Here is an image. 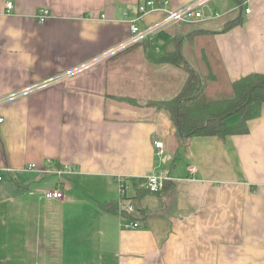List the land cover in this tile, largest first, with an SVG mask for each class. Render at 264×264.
<instances>
[{
  "label": "crops",
  "instance_id": "0c3cea01",
  "mask_svg": "<svg viewBox=\"0 0 264 264\" xmlns=\"http://www.w3.org/2000/svg\"><path fill=\"white\" fill-rule=\"evenodd\" d=\"M145 1L0 0V100L9 97L0 101V264H264V106L248 133L179 138L170 112L150 104L175 97L183 71L133 63L140 44L103 56L128 37ZM166 1L178 8L194 0ZM250 8L241 0L203 5L199 29L230 85L264 73V0ZM163 14L150 12L142 25ZM183 27L163 33L187 35ZM193 43L184 42L187 56ZM160 70L177 81L157 77ZM156 172L169 177L164 188L143 192ZM120 177L137 204V228L124 229L119 213L105 209L119 201ZM56 189L63 199L44 196Z\"/></svg>",
  "mask_w": 264,
  "mask_h": 264
},
{
  "label": "trees",
  "instance_id": "16d2710c",
  "mask_svg": "<svg viewBox=\"0 0 264 264\" xmlns=\"http://www.w3.org/2000/svg\"><path fill=\"white\" fill-rule=\"evenodd\" d=\"M241 21L242 13L237 19L226 22L224 29L228 30ZM181 25L187 26L189 24ZM163 32L164 30L157 34L158 41L160 39L165 41L162 46L159 44L161 50L159 52L156 51V45H151L149 40H144L138 44L145 45L151 60L169 63L184 71L188 76L182 89L175 97L154 103L158 110L166 109L170 112L179 138L217 136L220 139H225L229 135L248 133V121L260 116L264 106V73H250L232 82L230 94H207L208 84L210 81L213 82L215 77L212 76L211 72L202 73L184 51V42L193 40L204 31L198 29L196 33L176 34L174 37ZM157 40L156 44H158ZM126 50L128 48L124 51ZM210 62L206 48V67L209 66ZM234 115H238L239 120L230 124L228 119ZM142 190L145 193H153L150 189L142 188ZM119 202L118 200L110 201L106 203L105 209L118 212ZM129 203H133L138 211L134 198L126 197L123 199L124 205ZM137 211L129 213L123 206L121 213L125 214L128 219L137 220L139 219L136 216Z\"/></svg>",
  "mask_w": 264,
  "mask_h": 264
},
{
  "label": "built area",
  "instance_id": "2783aa9c",
  "mask_svg": "<svg viewBox=\"0 0 264 264\" xmlns=\"http://www.w3.org/2000/svg\"><path fill=\"white\" fill-rule=\"evenodd\" d=\"M207 0H194L188 4L182 5L178 8H168L167 7V1L166 0H146L144 3L138 4L137 7V14L133 19H129V35L128 37L122 41L118 46L111 49L108 53L104 54L103 56H112L120 51H123L133 45H136L138 43H141L144 40H149L151 45H156V51H160V43L157 40V34L160 31H163L164 29L168 28L171 25L174 24H194L198 23L200 21H203L205 18H207V15L205 14L203 10V5L206 3ZM250 1L251 0H241L242 6H244V10L246 13H250ZM13 8V2L9 1L6 3V9L9 11ZM162 12L163 17L158 19L157 21H154L149 24H145V26L142 25V22L146 21V15L150 12ZM49 11L47 10H40L37 18L39 21L43 22L48 17ZM127 17V13H125ZM215 17L219 16L218 13H215ZM211 17V16H210ZM156 40L158 41V44H156ZM49 82V81H48ZM43 84H35L33 86L27 87L26 89L19 91L17 95L20 94H27L30 89H36L41 87ZM9 99V97L4 98L5 101ZM3 119H0V122H2ZM155 146L158 148V153L160 155H163L165 153L164 151V144L162 141H155ZM37 168L36 164H30L28 167V171L31 169ZM68 167H65V171ZM189 170L191 172L195 171V168L193 166L189 167ZM58 174H63V170L56 171ZM1 179V177H0ZM166 180H169V177H167L162 172H156L149 175H146L144 180L141 182V186L150 189L151 191H161L164 188ZM118 184L120 188V197H119V215L122 218V227L124 229L129 228H137L140 226L139 222L137 220L128 219L125 217V214L121 213L122 207L124 206V209L127 210L129 213H135L137 211V208H135V205L133 203H129L124 205L123 199L127 197V183L124 178H118ZM44 196L48 198H54V199H63L64 192L62 190L56 189V190H46L44 192Z\"/></svg>",
  "mask_w": 264,
  "mask_h": 264
},
{
  "label": "rangeland",
  "instance_id": "374dc122",
  "mask_svg": "<svg viewBox=\"0 0 264 264\" xmlns=\"http://www.w3.org/2000/svg\"><path fill=\"white\" fill-rule=\"evenodd\" d=\"M205 9V8H204ZM39 13V12H38ZM38 13H37V15H38ZM37 15H36V17H37ZM38 19V18H37ZM38 21H39V19H38ZM220 21H222V20H220ZM223 21H225V20H223ZM44 22V21H43ZM201 22V21H200ZM206 25V20L205 21H203V22H201L200 24H191V25H187L186 27V29H185V32L186 33H190V32H192V33H196V30H198L199 28H203L204 26ZM225 27V26H224ZM185 28V26L183 27V29ZM200 30V29H199ZM200 39H202V42H199L200 41ZM194 43L193 44H191L192 46H191V48L189 49V50H187V52L189 53V58L191 59V61L193 62V64L196 66V67H198V68H200L199 70L202 72V73H204V74H206V73H212V76L213 77H216L217 78V80H220L219 82H217V80H216V82H213L212 83V81H210V83L208 84V88H207V90H206V92H207V94H214V95H216V93H221V94H230L231 92H232V88H231V86H230V84H228L227 82H226V80H224V81H221V78H222V76H223V74H224V71H223V68H222V66H221V64H220V59H219V57H218V54H217V49H216V46H215V44L213 43V42H207L206 41V33H202V35H200V36H197L196 38H194L193 40H192ZM138 46H140V48L138 47ZM138 46H136V48L137 49H139L140 51L138 52V55L137 56H131V58H130V60L131 61H133V63H135L140 57L143 59V61H144V66H146V67H149V66H155V67H157V68H159V67H161V65H163V64H166L165 62L164 63H159V62H155V61H153V60H151L150 59V54L148 53V50H147V48L145 47V45L144 44H140V45H138ZM206 46H207V55H208V57H209V60L211 61L210 62V64H209V66L208 67H206ZM135 48V47H134ZM136 49V50H137ZM201 49H205L204 50V52L202 53L201 51H203V50H201ZM131 50H132V48H131ZM117 55V54H116ZM115 54L114 55H112V56H110L109 57V60L110 59H112V57L114 56H116ZM193 58V59H192ZM108 59V58H107ZM161 72L159 73V75H156L157 77H159V78H161L162 80H167V81H169V83H171V81H177L176 80V78L175 79H173V75H172V72L170 71V70H168V71H163V70H160ZM182 73H184L183 75H185L184 77H186V79H187V74L183 71ZM156 77V78H157ZM176 77V76H175ZM186 79H185V81H186ZM185 84V82L183 83V85ZM183 85H182V87H183ZM31 86H33V85H31ZM30 87V86H29ZM182 87H181V89H182ZM27 88V87H26ZM25 88V89H26ZM40 88V87H39ZM39 88H36V89H30V91L28 92V93H31V92H33V91H35V90H37V89H39ZM180 89V90H181ZM24 90V89H23ZM170 92V91H169ZM168 92V93H169ZM180 92V91H179ZM178 92V93H179ZM167 93V94H168ZM174 93H172V95H173ZM164 97V96H163ZM173 98V97H172ZM172 98H170V99H172ZM117 100H128V101H130V100H133V101H137L136 99H134V98H132V97H127V98H123V96L122 97H117L116 98ZM161 100H169V99H155L154 101H151V104H150V107L154 110V109H156V110H158L156 107H155V104H156V102H158V101H161ZM138 102V101H137ZM155 103V104H154ZM162 110H166V109H162ZM168 111V110H167ZM169 112V111H168ZM238 118H239V116L238 115H234V116H232L229 120H228V122L230 123V124H232V123H234V122H236L237 120H238ZM162 173H164V172H162ZM45 177V180L46 181H49V180H51V178H52V176H49V175H46V176H44ZM125 179V178H124ZM126 180V179H125ZM136 208V207H135ZM134 213V212H133ZM134 220V219H133ZM138 221V220H137Z\"/></svg>",
  "mask_w": 264,
  "mask_h": 264
}]
</instances>
